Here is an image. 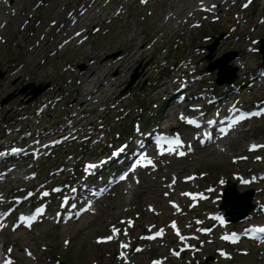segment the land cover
<instances>
[{"label": "rangeland", "instance_id": "obj_1", "mask_svg": "<svg viewBox=\"0 0 264 264\" xmlns=\"http://www.w3.org/2000/svg\"><path fill=\"white\" fill-rule=\"evenodd\" d=\"M199 1L201 0H147V2H139V0H6L4 2L2 0L0 2V98L11 92L16 94L17 88L30 82L31 79L33 83L38 84L54 79L59 81L60 76L63 75L66 79L60 80L67 82L63 88L67 89L68 96L59 102L54 112L61 117L71 107L75 110H78L79 106L93 110L95 113L88 117H75V122L80 127L92 126L90 129H94V132L98 130L97 138H101L100 146H105L104 151L108 153L111 147L110 138L106 139V134H101L99 125L102 123L99 119L101 116L116 122L115 132L122 131L131 124V119L141 115L142 108L136 103V99L143 96L147 99L145 108H153L155 102H159L157 98L163 96L164 91H167L172 84L178 83L176 76L181 72L189 76L192 88L212 87L215 73L204 72L207 65V61L204 60L207 52L204 48L207 44L215 42L211 37L218 36L222 32L228 34L226 38L219 40L214 50V57L208 63L234 50L247 62L246 69L259 67L261 55L248 51L247 45L251 44L254 38L264 37V22H259V18L264 15V0H253L246 8L243 4L245 0H208V3L216 6L211 9H216L220 15L216 21H212V17L205 18L203 14L189 18L193 9L199 8ZM80 4L83 7L80 12L77 11L76 15L79 16L86 7L94 5L91 13L83 17V24L89 32H85L70 43L58 45L62 36L59 28L67 19V13L78 9ZM190 20L203 21V23L201 27L192 28ZM68 24L70 28L73 27L72 19L68 20ZM202 27L207 28V31L200 30ZM73 30L70 34L75 33ZM82 36L88 37L79 43ZM176 41L180 44H175ZM115 53L118 54L117 56H122L117 61L112 56ZM166 55L184 61L182 69H179L178 65L173 71L168 72L164 66H157L158 60L161 63L167 60ZM173 57L168 59L167 66L176 61ZM237 61L238 58L233 59V62ZM19 63L25 64L22 67ZM70 65L76 67H69ZM79 65H83V69L78 68ZM136 69L142 72L140 82L127 93L120 94ZM158 84L160 87H157ZM96 89L97 92L94 93ZM121 96L122 102L116 105L115 99L118 100ZM238 96L244 105L258 106L264 101V84L254 89L246 87L236 97ZM20 98V96L15 97L3 108L10 110L13 103H18ZM200 103L204 102L200 101ZM122 105L131 111V116L126 121L120 122L117 119ZM165 107L163 114L158 117L159 122L168 129L172 123H175L177 129L183 127V125L178 126L180 122L177 118L178 110L175 111L172 106ZM95 116H97L96 122H94ZM24 121L31 127L37 124L29 116ZM2 128L5 129L4 126ZM2 128H0L1 132H5ZM185 132L188 133L186 129ZM4 136L0 143L11 139L8 134ZM187 136L191 137L189 134ZM251 142L264 144V117L252 120L233 137L225 138L222 141L224 151L213 147L209 150L200 149L191 158L169 159L170 163H166L168 159H162L160 164L165 165L159 170L151 171L152 174L143 172L142 180L133 186L134 191L125 193V188L121 190L124 191L122 209L111 207L119 201L117 197L116 199L110 197L99 202L97 215L84 218L77 223L55 226L53 222H45L36 225L32 231L19 230L16 233L6 231L0 235V238L6 240L7 244L16 246L14 253L18 258L17 264H59V260H65L67 254L69 255L66 260L69 264H125L116 257L118 244H99L96 237L110 234L112 224L121 225V219L128 216L137 217L139 213L141 217L132 230L135 238H138V233L147 232L145 227L147 223L165 224L172 217L168 200L173 199L174 196L165 197L166 189L162 184L164 179L169 182L171 176L175 174L182 178L187 174L197 173L199 180L195 181V184L202 182L204 186L217 185L214 193L217 195L223 179H230L237 184L238 174L250 177L253 172L263 170L264 146L248 154L247 148ZM79 144L82 145V152L84 150L86 156L84 159L101 152L98 148L100 146L91 148L94 144L77 142L72 149L76 150L79 156L81 155ZM60 156L71 164L69 166L78 159V156L68 157L64 151ZM242 157L247 159L238 160ZM257 159L260 160L256 161ZM40 164L41 162H38L36 165ZM49 164L41 174L45 177L44 180L46 176L48 179L49 170L59 165V161ZM71 173L69 170L68 176ZM154 182L158 184L154 185ZM252 186L244 187L237 184V190L243 192L254 188L256 193L254 202L264 204V181ZM179 188L182 190L184 187L179 185ZM6 189L5 184L0 185V192ZM10 192L15 194L13 188ZM148 204L154 205L157 210L162 209L163 215L155 216L149 213ZM212 207L213 210L216 209L215 206ZM186 208L189 209V206L187 205ZM167 211L168 216H165ZM201 212V210L191 211L189 217L192 216L193 219L194 215L200 216ZM253 217V221H264L263 215L255 214ZM187 224L185 222V227ZM171 240L172 238L169 237L163 241L149 243L145 238H138L137 242L144 244V248L135 254L136 259L148 263L151 258L165 255L173 245ZM248 245L251 248L250 253L247 256H236L232 264L242 262L264 264V247ZM24 246L31 248L32 257L25 256ZM216 246L220 247L222 244ZM214 248L208 246L199 258L207 253L214 255ZM183 263L187 264L186 260H183Z\"/></svg>", "mask_w": 264, "mask_h": 264}, {"label": "water", "instance_id": "obj_2", "mask_svg": "<svg viewBox=\"0 0 264 264\" xmlns=\"http://www.w3.org/2000/svg\"><path fill=\"white\" fill-rule=\"evenodd\" d=\"M214 46H211L210 48V54H209V56H208V58L209 59H211L212 57H213V54H212V52H213V48ZM233 56H234V54L232 53V54H228V55H226V56H224V57H221V58H219V59H217L216 61H215V63H211L210 65H209V67H208V71H212V70H214L215 68H219V78H218V81H219V83H220V81L222 80V76H223V74L225 73V71L226 70H230L231 69V67L228 65V63H229V61L233 58ZM234 71V73H233V75H232V77L228 80V82H232V81H234V79L236 78V74H235V71H236V69H234L233 70ZM138 76H139V73L138 72H135V74L133 75V77H132V81L130 82V84H129V86L128 87H130L134 82H135V80L138 78ZM46 86H43V85H41V86H39L38 87V90H37V93L38 92H40L41 90H43L44 88H45ZM37 93L35 94V95H37ZM227 194H228V192H227ZM250 201H251V195L248 197V199H247V203H248V205H247V207L244 209V211L241 213V217H244V216H246L248 213H249V211L253 208V205L250 203Z\"/></svg>", "mask_w": 264, "mask_h": 264}, {"label": "snow or ice", "instance_id": "obj_3", "mask_svg": "<svg viewBox=\"0 0 264 264\" xmlns=\"http://www.w3.org/2000/svg\"><path fill=\"white\" fill-rule=\"evenodd\" d=\"M257 115L259 113H256ZM243 118V117H242ZM256 146L253 145V148H255ZM181 155H183V153H181ZM255 231H258V232H264V228H259V229H255ZM162 233H157V235H161ZM225 239H228V237H224ZM109 239H111V237H109ZM178 254V253H177Z\"/></svg>", "mask_w": 264, "mask_h": 264}, {"label": "bare ground", "instance_id": "obj_4", "mask_svg": "<svg viewBox=\"0 0 264 264\" xmlns=\"http://www.w3.org/2000/svg\"><path fill=\"white\" fill-rule=\"evenodd\" d=\"M158 183L157 182H154V185H157ZM119 199L121 200V198L119 197ZM115 209H122V206L120 204H117L116 206H114Z\"/></svg>", "mask_w": 264, "mask_h": 264}]
</instances>
